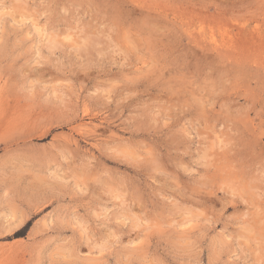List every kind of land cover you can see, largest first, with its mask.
Instances as JSON below:
<instances>
[{"label": "rangeland", "instance_id": "374dc122", "mask_svg": "<svg viewBox=\"0 0 264 264\" xmlns=\"http://www.w3.org/2000/svg\"><path fill=\"white\" fill-rule=\"evenodd\" d=\"M0 264H264V0H0Z\"/></svg>", "mask_w": 264, "mask_h": 264}, {"label": "bare ground", "instance_id": "6f19581e", "mask_svg": "<svg viewBox=\"0 0 264 264\" xmlns=\"http://www.w3.org/2000/svg\"><path fill=\"white\" fill-rule=\"evenodd\" d=\"M157 21V20H156Z\"/></svg>", "mask_w": 264, "mask_h": 264}]
</instances>
